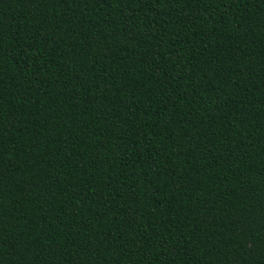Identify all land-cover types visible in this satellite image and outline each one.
<instances>
[{
	"label": "trees",
	"instance_id": "16d2710c",
	"mask_svg": "<svg viewBox=\"0 0 264 264\" xmlns=\"http://www.w3.org/2000/svg\"><path fill=\"white\" fill-rule=\"evenodd\" d=\"M0 264H264V0H0Z\"/></svg>",
	"mask_w": 264,
	"mask_h": 264
}]
</instances>
